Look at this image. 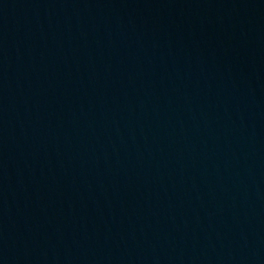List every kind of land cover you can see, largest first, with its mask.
<instances>
[{"label":"water","instance_id":"water-1","mask_svg":"<svg viewBox=\"0 0 264 264\" xmlns=\"http://www.w3.org/2000/svg\"><path fill=\"white\" fill-rule=\"evenodd\" d=\"M0 264H264V0H0Z\"/></svg>","mask_w":264,"mask_h":264}]
</instances>
